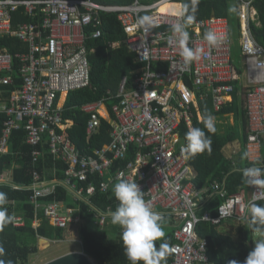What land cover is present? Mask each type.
Segmentation results:
<instances>
[{
	"label": "built area",
	"instance_id": "obj_1",
	"mask_svg": "<svg viewBox=\"0 0 264 264\" xmlns=\"http://www.w3.org/2000/svg\"><path fill=\"white\" fill-rule=\"evenodd\" d=\"M220 1H234L239 8V62L229 19L212 16L188 26V46L201 52L198 61L185 65L178 46L169 43L170 26L180 18L161 11L164 0L126 5L102 0H0V114L6 117L0 155L10 152L13 134L24 131L25 143L35 148L30 189L36 215L41 211L52 226L67 232L84 223L80 207L59 200L41 203L63 185L73 204L83 201L91 206L96 228L111 232L120 228L110 218L119 202L97 210L90 199L98 190L113 192L120 180L135 182L153 210L164 214V228L171 229L175 243L170 247V264H210L209 243L198 232L201 223L216 226L249 219L248 205L264 201V185L248 184L247 190L234 194L217 181L199 189L192 181L196 171L186 148V133L197 118L202 120L200 101L211 97L215 112H220L233 102L238 85L245 91L248 162L250 168H264V48L250 29L252 22L258 23L257 0ZM104 15L117 16L126 33L124 44L142 68L132 85L123 79L112 111L104 102L81 107L88 117V141L99 133L103 120L111 127L110 143L91 152L67 135L75 124L65 119L63 111L71 92L91 85L87 42L103 36ZM143 15L156 18L157 26L148 33L136 24ZM207 31L218 36V46L203 39ZM45 146L55 161L67 166L63 181H47L40 171ZM117 162L127 164L117 167ZM10 181L0 172V185ZM216 198L220 205L212 208ZM35 220L36 227L39 220ZM24 224L21 217L15 218L16 227Z\"/></svg>",
	"mask_w": 264,
	"mask_h": 264
},
{
	"label": "trees",
	"instance_id": "obj_2",
	"mask_svg": "<svg viewBox=\"0 0 264 264\" xmlns=\"http://www.w3.org/2000/svg\"><path fill=\"white\" fill-rule=\"evenodd\" d=\"M103 3L129 4L133 0H102ZM236 5L234 1L220 0H198L195 20L211 18L213 11L217 18H228L232 22L236 20L239 26L237 13H229L230 6ZM258 11V23L252 22L250 29L256 42L264 48V0H257L254 3ZM165 7L161 8L162 12ZM234 16V17H233ZM234 19V20H233ZM194 20V21H195ZM126 33L116 15L103 16V36L98 39H90L87 42L89 49V61L91 65V85L88 88L71 92L65 102L63 115L65 119L74 121V128L69 130L67 135L86 151H93L110 143V124L103 120L100 131L89 141L87 139L85 126L88 117L83 113L81 107L88 103L104 102L107 108L112 111L118 103L116 95L124 78H127L130 85L133 84L136 71L142 65L136 61V54L129 50L124 44ZM119 46L113 48V44ZM245 91L236 86V92L232 103L227 104L220 112H215L211 97L200 101L202 120H195L194 127L204 129L211 138V152L192 155L191 165L196 171L193 183L197 188H204L213 182L224 184L229 194L238 193L248 189V183L242 175V170L250 168L246 142L248 137L249 122L246 111L241 109L240 94ZM244 93V94H243ZM215 117L214 133H208L204 128L203 120L206 115ZM235 117V124L228 126L227 120ZM5 115L0 114V133ZM244 139V149L239 155L228 159L224 149L238 139ZM43 155L40 159L39 169L48 180L65 179L67 166L61 161H55L49 154L48 148L41 147ZM34 147L25 143L24 131H17L12 137L11 150L6 155H0V172L13 169V176L9 183L0 185V191L7 193L8 212L14 216L13 222L0 232V243L3 244L5 255L3 259L12 261V264H29L31 256L40 250V244L46 241H64L66 230L52 226L44 217L42 212L37 213L35 205L31 202L33 191L30 187L33 184V168L31 165L32 152ZM127 162H117V167H124ZM264 169V168H263ZM55 172L54 176L50 172ZM116 169H113V173ZM98 185L99 181L96 180ZM59 200L70 206L80 207L84 223L80 226V240L83 252L87 254L96 264H131L124 253L120 228L114 227L110 232L100 230L94 226V213L91 206L83 201L71 203L65 186L60 185L55 195L42 199L41 203H50ZM97 210H104L109 203L116 202L113 192L103 194L99 190L90 199ZM212 208L220 205V198L213 199ZM257 204L264 206V201ZM215 212V211H214ZM21 217L25 224L22 227L14 225L15 218ZM38 219V226L34 227V221ZM249 219L236 222L234 220L224 221L221 225L201 223L198 232L201 237L206 238L208 245V257L210 264H229L236 260L243 264L253 247L252 234L249 228ZM168 229V228H166ZM166 234L170 247L175 243L171 229ZM159 242L157 243V248ZM172 255L166 257V264H170Z\"/></svg>",
	"mask_w": 264,
	"mask_h": 264
},
{
	"label": "clouds",
	"instance_id": "obj_3",
	"mask_svg": "<svg viewBox=\"0 0 264 264\" xmlns=\"http://www.w3.org/2000/svg\"><path fill=\"white\" fill-rule=\"evenodd\" d=\"M165 11L168 16L180 18L170 26L171 35L169 43H174L179 48V55L185 65H190L200 59L201 49L189 47L190 34L188 26L196 18L198 0H164ZM229 13H238L239 8L232 5ZM182 21V22H181ZM136 24L145 33L156 27V18L152 15L139 16ZM203 39L209 46H218L219 38L213 31L204 33ZM204 128L208 133H214L215 117L211 114L203 120ZM187 151L193 155L211 152V138L204 129L193 127L185 135ZM245 182L249 185H264V169L251 167L242 170ZM113 194L119 202L117 208L111 212L110 218L113 225L122 229L121 239L124 253L131 264H166V257L170 245L164 230L165 216L153 210L150 201L145 200V193L135 182L120 180L113 186ZM7 193L0 191V232L10 225L14 216L8 212ZM250 214L249 228L254 242V248L249 252L243 264H264V206L256 202L248 205ZM159 247L157 248V243ZM5 249L0 243V264H12V261L3 259ZM229 264H239L232 260Z\"/></svg>",
	"mask_w": 264,
	"mask_h": 264
},
{
	"label": "rangeland",
	"instance_id": "obj_4",
	"mask_svg": "<svg viewBox=\"0 0 264 264\" xmlns=\"http://www.w3.org/2000/svg\"><path fill=\"white\" fill-rule=\"evenodd\" d=\"M153 1H155V0H151V2H153ZM237 17H238V14H237ZM235 22H236V20H234L232 22V29H233L234 37L236 38V44L234 47V54H235L236 61L239 62L240 55H241V49H240V46L238 44L239 28ZM245 82H246V79L244 78L243 79V85L245 84ZM227 121H228L227 122L228 126L234 124L231 118H229ZM239 140H240V138H239ZM240 142L244 145V139L241 138ZM164 230H165L166 234L169 232V230L166 228H164ZM79 231H80V228L78 229V232L72 231V230L70 232H67V234L65 236V240L63 242H59V243L45 242L43 244H40L39 252L37 254L31 256L29 264H46V263H48L54 259H57L61 256L69 254V253L83 252ZM253 248H254V246H253Z\"/></svg>",
	"mask_w": 264,
	"mask_h": 264
},
{
	"label": "crops",
	"instance_id": "obj_5",
	"mask_svg": "<svg viewBox=\"0 0 264 264\" xmlns=\"http://www.w3.org/2000/svg\"><path fill=\"white\" fill-rule=\"evenodd\" d=\"M133 2H134V0H133ZM132 3V2H131ZM130 4V3H129ZM226 19H228V18H226ZM242 88V87H241ZM243 89V88H242ZM240 94V97H241V102H240V106H241V109H243V110H245V105H244V103H245V97H244V95H242L241 93H239ZM231 119H232V121H233V123L235 124V117L234 116H232L231 117ZM239 140V139H238ZM236 141V142H234V143H231V144H229L225 149H224V154H225V156L228 158V159H232L233 157H235V156H237V155H239V153L240 152H242L243 151V149H244V147H243V144L240 142V140L239 141ZM262 155H263V157H264V143H263V147H262ZM196 173V172H195ZM4 174H6V176L7 177H10L11 179H12V176H13V169H10V171H6V172H4ZM54 174H55V172L53 171V172H50V175L53 177L54 176ZM46 179V178H45ZM47 180V179H46ZM48 181H53V180H48ZM50 184V183H49ZM209 186V185H208ZM72 203V202H71ZM69 207H71L70 205H68ZM74 207V206H73ZM41 212V211H40ZM35 222H36V220L34 221V225H35ZM38 226V225H37ZM35 227V226H34ZM80 228V227H79ZM79 228H73V230L72 231H76V232H78V229ZM77 229V230H76ZM67 234V233H66ZM253 246H254V244H253ZM252 249H253V247H252Z\"/></svg>",
	"mask_w": 264,
	"mask_h": 264
},
{
	"label": "water",
	"instance_id": "obj_6",
	"mask_svg": "<svg viewBox=\"0 0 264 264\" xmlns=\"http://www.w3.org/2000/svg\"><path fill=\"white\" fill-rule=\"evenodd\" d=\"M212 16H215V11H213ZM46 264H95V262L84 252H73L54 259Z\"/></svg>",
	"mask_w": 264,
	"mask_h": 264
},
{
	"label": "bare ground",
	"instance_id": "obj_7",
	"mask_svg": "<svg viewBox=\"0 0 264 264\" xmlns=\"http://www.w3.org/2000/svg\"><path fill=\"white\" fill-rule=\"evenodd\" d=\"M164 6H166V5H165V4H164V5H162V7H164ZM162 7H161V8H162ZM63 100H64V98H63Z\"/></svg>",
	"mask_w": 264,
	"mask_h": 264
}]
</instances>
